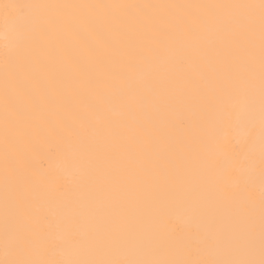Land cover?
Here are the masks:
<instances>
[{
	"label": "bare ground",
	"instance_id": "6f19581e",
	"mask_svg": "<svg viewBox=\"0 0 264 264\" xmlns=\"http://www.w3.org/2000/svg\"><path fill=\"white\" fill-rule=\"evenodd\" d=\"M0 264H264V0H0Z\"/></svg>",
	"mask_w": 264,
	"mask_h": 264
}]
</instances>
